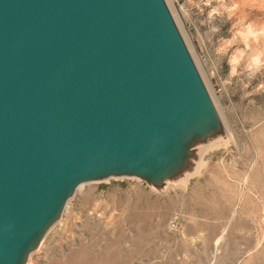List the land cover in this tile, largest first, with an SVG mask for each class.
<instances>
[{"label":"water","instance_id":"obj_1","mask_svg":"<svg viewBox=\"0 0 264 264\" xmlns=\"http://www.w3.org/2000/svg\"><path fill=\"white\" fill-rule=\"evenodd\" d=\"M229 134L166 0H0V264L80 186L185 184Z\"/></svg>","mask_w":264,"mask_h":264},{"label":"rangeland","instance_id":"obj_2","mask_svg":"<svg viewBox=\"0 0 264 264\" xmlns=\"http://www.w3.org/2000/svg\"><path fill=\"white\" fill-rule=\"evenodd\" d=\"M166 2L232 138L164 192L135 178L80 186L29 264H264V91L253 92L264 72L245 89L215 52L230 22L203 0ZM237 2L233 22H264L259 0Z\"/></svg>","mask_w":264,"mask_h":264},{"label":"clouds","instance_id":"obj_3","mask_svg":"<svg viewBox=\"0 0 264 264\" xmlns=\"http://www.w3.org/2000/svg\"><path fill=\"white\" fill-rule=\"evenodd\" d=\"M203 3L208 8V18L215 20L221 17L230 22L228 35L219 38L215 52L219 57H227L230 78L247 75L248 83H244L243 87L249 88L251 81L264 72V22L258 23L247 17H240L233 22L240 8L237 0H203ZM259 3L264 6V0H259ZM211 31L218 33L221 28L213 26ZM228 82L231 83V80ZM260 91H264V82L257 83L253 90Z\"/></svg>","mask_w":264,"mask_h":264},{"label":"bare ground","instance_id":"obj_4","mask_svg":"<svg viewBox=\"0 0 264 264\" xmlns=\"http://www.w3.org/2000/svg\"><path fill=\"white\" fill-rule=\"evenodd\" d=\"M168 1H170V0H168ZM171 4H172V3H171ZM173 9L175 10V8H174V7H173ZM175 11H176V10H175ZM175 14H176V13H175ZM176 16H179V15H178V13L176 14ZM178 19H179V17H178ZM189 42H190V41H189ZM190 45H191V43H190ZM194 53H195V52H194ZM224 124H225V123H224ZM228 128H229V127H228ZM227 130H228V134H230V132H229V129H227ZM231 136H232V135H231ZM231 136H230V137H228V139L226 140V143L229 141V139H231V138H232ZM226 143H225V144H226ZM33 264H34V263H33Z\"/></svg>","mask_w":264,"mask_h":264}]
</instances>
